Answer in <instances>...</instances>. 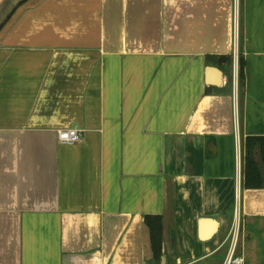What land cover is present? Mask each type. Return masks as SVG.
<instances>
[{
	"label": "crops",
	"instance_id": "0c3cea01",
	"mask_svg": "<svg viewBox=\"0 0 264 264\" xmlns=\"http://www.w3.org/2000/svg\"><path fill=\"white\" fill-rule=\"evenodd\" d=\"M236 222L264 264V0H0V264H224Z\"/></svg>",
	"mask_w": 264,
	"mask_h": 264
},
{
	"label": "trees",
	"instance_id": "16d2710c",
	"mask_svg": "<svg viewBox=\"0 0 264 264\" xmlns=\"http://www.w3.org/2000/svg\"><path fill=\"white\" fill-rule=\"evenodd\" d=\"M232 62V60H230ZM239 81H244V61L240 59L239 62ZM254 141V138L248 139V144ZM257 162L255 161L252 151H247L245 157L244 176L247 186L260 185L257 180L260 178V171ZM146 225L150 229L151 244L154 252V257L159 260L162 255V232H163V220L160 216L146 217Z\"/></svg>",
	"mask_w": 264,
	"mask_h": 264
},
{
	"label": "built area",
	"instance_id": "2783aa9c",
	"mask_svg": "<svg viewBox=\"0 0 264 264\" xmlns=\"http://www.w3.org/2000/svg\"><path fill=\"white\" fill-rule=\"evenodd\" d=\"M235 73V77H236ZM58 137L60 142L73 144L77 143L82 139V132L77 128H69V129H61L58 132ZM237 163L238 168H241V156H240V148L237 147ZM237 220V218H236ZM239 231L240 226L239 223H234V227L232 229V243L230 250L228 252L227 258L224 264H245V258L242 255H239L237 252V245L239 240Z\"/></svg>",
	"mask_w": 264,
	"mask_h": 264
},
{
	"label": "water",
	"instance_id": "95a60500",
	"mask_svg": "<svg viewBox=\"0 0 264 264\" xmlns=\"http://www.w3.org/2000/svg\"><path fill=\"white\" fill-rule=\"evenodd\" d=\"M210 70L215 71L218 75H220L222 73L221 70H219L217 68H210Z\"/></svg>",
	"mask_w": 264,
	"mask_h": 264
},
{
	"label": "rangeland",
	"instance_id": "374dc122",
	"mask_svg": "<svg viewBox=\"0 0 264 264\" xmlns=\"http://www.w3.org/2000/svg\"><path fill=\"white\" fill-rule=\"evenodd\" d=\"M236 3H237V0H236ZM238 10H239V6L238 4H236L235 6L236 17L238 16Z\"/></svg>",
	"mask_w": 264,
	"mask_h": 264
}]
</instances>
